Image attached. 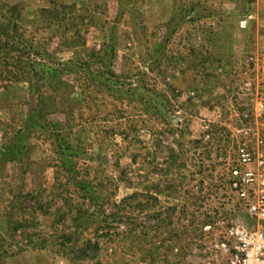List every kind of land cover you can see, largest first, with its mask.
Instances as JSON below:
<instances>
[{
    "label": "rangeland",
    "instance_id": "374dc122",
    "mask_svg": "<svg viewBox=\"0 0 264 264\" xmlns=\"http://www.w3.org/2000/svg\"><path fill=\"white\" fill-rule=\"evenodd\" d=\"M0 33V151L26 149L0 161V233L9 191L49 199L66 160L111 202L140 195L102 264H231L226 229L251 221L227 170L241 145L264 152V0H0Z\"/></svg>",
    "mask_w": 264,
    "mask_h": 264
},
{
    "label": "trees",
    "instance_id": "16d2710c",
    "mask_svg": "<svg viewBox=\"0 0 264 264\" xmlns=\"http://www.w3.org/2000/svg\"><path fill=\"white\" fill-rule=\"evenodd\" d=\"M21 139L19 136L14 137L12 143L0 151V161H21L26 152ZM67 148L72 147L67 145ZM56 168L54 177L61 180L57 183L59 191L49 199L44 200V189L28 193L9 191L3 209L5 231L0 233V264L24 250L45 248H50L68 264L83 261L102 264L99 257L101 244H108L116 235L111 224L129 222L128 215H120L119 211L121 208L127 211L138 209L139 193L133 192L117 203L111 202L98 187H93L90 180L76 176L75 165L71 161L63 160ZM55 196L59 197L61 203L50 213L48 204ZM40 214L56 216L50 232H42L37 228L36 219ZM66 219L70 225H65ZM126 224L131 226L126 227L130 232L138 229L135 223Z\"/></svg>",
    "mask_w": 264,
    "mask_h": 264
},
{
    "label": "built area",
    "instance_id": "2783aa9c",
    "mask_svg": "<svg viewBox=\"0 0 264 264\" xmlns=\"http://www.w3.org/2000/svg\"><path fill=\"white\" fill-rule=\"evenodd\" d=\"M260 108L264 111V105ZM236 156L227 170L226 188L241 202L251 223L234 222L226 229L231 264H264V152L241 145Z\"/></svg>",
    "mask_w": 264,
    "mask_h": 264
}]
</instances>
